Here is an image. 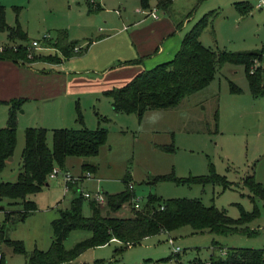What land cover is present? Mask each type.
Returning <instances> with one entry per match:
<instances>
[{"label":"rangeland","instance_id":"1","mask_svg":"<svg viewBox=\"0 0 264 264\" xmlns=\"http://www.w3.org/2000/svg\"><path fill=\"white\" fill-rule=\"evenodd\" d=\"M233 1L200 0L196 3V0H172L168 13L175 23L190 17L177 26V32L183 37L201 15L213 9L210 22L200 34L204 44L214 49L230 51L259 48L264 44V8H256L255 0H249L252 6L248 12L241 13L235 8ZM151 3H155L154 0ZM0 4L4 9L5 21L11 26L21 27L27 33V41H22L18 38L9 39L6 31L0 30V45L4 49L13 50L20 43L16 41L23 42L27 58L19 57L20 62L40 59L33 58L38 54L55 53L51 42L57 32L64 29L69 39H77L81 44L85 45L88 38L93 39L82 53L63 57L62 60L67 69H77L81 74L88 75L101 74L105 65H113L117 61L118 55L125 57L135 54L136 47L133 43H140V38L130 37L129 31L140 27L139 36L144 37L149 31L146 22L151 19L148 17L144 23L129 24L137 20L140 14L145 15L140 12L142 7H139V0H0ZM155 12L160 18L165 16L161 7H156ZM125 24H129L127 29L124 28ZM132 25L134 26L131 27ZM44 33L48 35L47 44L41 42L40 47L30 45L32 39H42ZM78 46L81 47L80 44ZM43 47L47 48V52L40 51ZM260 63L264 66V55ZM229 80L250 94V103L241 102L249 108L245 115L236 120L234 126L231 120L228 126H219L218 132H208L205 124L208 122L211 128L214 126L212 114L218 102L217 97L223 91L231 92ZM247 84L243 65L227 62L217 67L206 87L184 97L175 106L147 109L141 118L134 112L113 111L109 97L103 90H80L60 102H23L17 110V135L12 159L6 160L0 170V182L17 178L27 126L42 125L48 129L77 127L79 123L76 116L79 109L84 124L89 127L91 120L93 127L89 128H95L97 124L94 111L97 109L109 117L99 124L108 129L106 141L100 146L97 155H70L66 159V168L73 174L80 170L81 161L96 165L95 176L79 184L82 189H100L110 193L120 191L125 188L123 177L128 174L129 183L134 185L135 196L140 199V206L149 194L164 199L197 197L204 204H214L233 217L239 215L240 207L252 210L256 205L258 214L242 224L255 229L253 233L194 231L189 225H183L172 230L171 234L174 236V244L180 247V258L186 264H197L195 260L198 258L206 260L210 251H213V247L210 250L213 243L225 248H261L264 246V200L256 197L252 201L247 187L240 185L239 175L251 164L256 180L264 182V95L252 97ZM235 93L240 98L245 94ZM222 104L225 105L223 100ZM157 112L162 114V118L153 124L151 120ZM4 113L7 115V110ZM1 114L0 111V116ZM141 127L144 130L138 131ZM171 142L173 150L160 146ZM47 143L51 146L50 131ZM209 162L213 163L216 171L235 181L236 185L222 188L219 183L211 182L149 181L154 174L170 170L179 177L205 174ZM72 194L70 189L65 190L61 175L48 176L47 184L31 195L36 204L35 211L22 221L6 223V237L21 239L26 252L34 247L47 249L52 240L51 218L58 214L59 208L69 205ZM8 202L9 198L0 197V223L4 219V210L11 208ZM82 213L90 214L87 198L83 199ZM112 214L129 216L131 208L124 203ZM87 232L89 231L86 229H72L63 241L64 246H72ZM168 236L163 233L158 236L154 234L126 247L117 240H111L103 245L88 247L74 259L60 264H155L157 260L173 252ZM118 246L123 248L115 253L114 249ZM0 252L4 255L5 264H25V252H14L4 242L0 243ZM161 264H176L175 257L165 258Z\"/></svg>","mask_w":264,"mask_h":264},{"label":"trees","instance_id":"2","mask_svg":"<svg viewBox=\"0 0 264 264\" xmlns=\"http://www.w3.org/2000/svg\"><path fill=\"white\" fill-rule=\"evenodd\" d=\"M172 0H156V7L168 11ZM200 0H196L198 3ZM140 7L150 8V0H139ZM233 5L241 13L248 12L250 4L246 0H236ZM191 12V11H190ZM214 10L211 9L201 15L183 35L179 48L167 60L156 63L149 68L136 72L127 82L119 86H112L103 90L117 112H134L139 118L147 109L172 107L177 105L184 97L206 87L212 80L218 66L224 63L243 65L247 78L248 89L252 96L264 95V66L260 63L264 55V44L259 48L244 50L214 49L200 40V34L210 22ZM190 15V13L188 14ZM0 30H5L9 39L27 41V33L21 27L9 25L5 21L4 9L0 4ZM211 32L213 33L212 29ZM93 39L89 38L85 45L75 50L80 44L77 39H69L64 29L57 32L52 44L58 53L38 54L33 58L59 61L63 57L82 53ZM20 41L15 49L0 51V59L18 58L26 59V48ZM48 43V39L42 41ZM142 57L134 58L132 62H140ZM231 92H240L241 87L233 81H228ZM25 97H13L3 100L8 106L6 124L0 126V170L12 155L17 135V110L25 101ZM1 101V100H0ZM98 125L89 128L84 124L80 110L77 111L78 127L27 126L24 130V145L21 152V167L15 180H2L0 182V197L9 198L10 203L20 201L21 207L5 209L4 219L0 223V243L9 245L14 252H25V264H60L70 261L91 246L103 245L111 239L124 244L141 241L144 237L159 233L171 232L183 225H189L194 231H212L215 233H253L245 224L258 214L254 205L252 210L240 207L237 217L230 216L222 208L214 204L206 205L197 197H169L161 198L149 194L146 201L139 207L134 206L135 192L129 187V175L123 177L125 188L116 192H104L105 202L100 203L93 198H87L90 214L82 213V202L86 199L77 191V183H70L73 192L69 205L59 208L58 214L51 219L52 240L47 249L34 247L25 250L21 239L6 237V223L22 221L29 213L36 209L33 199L27 196L42 188L46 183L48 173L54 165L66 168V158L70 155L94 156L100 146L106 141L108 129L100 126L101 121L109 119L95 110ZM213 128L206 122L208 132L219 131L218 104L214 108ZM48 131L51 132V146L47 143ZM163 149L173 150L174 145L161 144ZM81 171H95L96 165L89 161H82ZM173 180L181 183L198 182L201 184L211 182L219 183L222 188L232 187L236 182L230 180L225 174L215 170L213 163L209 162L208 171L200 175L179 177L173 170L154 174L150 182ZM240 185L249 190L252 201L255 198L264 200V182L257 181L253 173L245 174L240 179ZM127 203L131 208V215L116 216L112 212ZM72 229H86L90 234L77 240L72 246L65 247L63 241ZM213 251L206 260L196 259L197 264H264V246L257 247H222L213 243ZM123 246L114 249L115 253ZM225 249V253H222ZM175 257L176 264H186L177 252H171L162 257L155 264H161L165 258ZM6 260L0 252V264Z\"/></svg>","mask_w":264,"mask_h":264},{"label":"crops","instance_id":"3","mask_svg":"<svg viewBox=\"0 0 264 264\" xmlns=\"http://www.w3.org/2000/svg\"><path fill=\"white\" fill-rule=\"evenodd\" d=\"M246 1L250 4L251 7L252 5L250 1L249 0ZM260 1L261 0L254 1V6L256 8H264V5L259 4ZM154 2L155 3L152 4L150 0V7L152 6L156 7V0H154ZM139 7H140V2H139ZM164 13L165 16H163L162 18H160L158 15L156 17H152L149 15L145 16L146 14L145 15L140 14L137 20L130 22L129 24L144 23L148 17L151 18L149 21L146 22L147 23L146 26L147 28H149V31L147 34L144 35V37L139 36V34L141 33L140 27L131 28V30L129 31L130 37L133 38L134 36H136L137 39L140 38V43H135V42L133 43L136 47V51H135L136 53L133 55H125V57H121L122 55H118L116 59L117 61H115L113 65L112 64L105 65L106 67L102 69L101 74H94V75L81 74L79 70L76 71L77 69L73 71L67 69L64 66L65 65L64 62H62L63 58H61L59 61L36 59L25 63L20 61H14L12 59L1 58L0 59V100H1L0 111L2 112V114L0 116V126H4L6 124L7 115L6 113H4V111L6 112L8 108L7 104L3 102V100H7L13 97H25L26 99L24 103H31V101H35L38 104L47 103V102H60L61 99L68 97L69 95L75 92H80V90L100 92L112 86L122 85L125 82H127L136 72L142 70L143 68H149L158 62L170 59L174 55L176 50L179 48L182 39L181 33L177 32V28H178L177 26L183 24L186 20L188 21L190 17L186 18L182 22L175 23L174 19H172L171 16L169 15L168 11L164 10ZM129 24L127 25L129 26ZM187 24L188 22L186 23V25ZM133 26L134 25H132L131 27ZM200 40L202 41L201 37ZM16 42L19 43L20 41H16ZM80 45L83 46L84 44L80 43ZM45 50H47V48L43 47V49H41L40 51L47 52ZM55 53H58V51L56 50ZM138 57H142V60L140 62L129 61ZM241 92L245 93L243 96H241V98L238 95V93L229 92L228 90L226 92L223 91L221 93L222 96L219 95L217 97L218 112H219L218 123L220 127H222L224 124L225 126H228L229 124L228 122L231 120L233 122L232 125L234 126L237 123L236 120L239 117L245 115V111H247L249 106L244 105L241 102L250 103L251 102L250 94H248L245 89H242ZM222 100L225 102V105L222 104ZM109 101L111 104L110 98ZM21 110L22 112L24 111L23 109ZM112 110L115 111L113 108ZM97 111L99 112V110ZM96 124L98 125L97 118H96ZM88 126L93 127V123L91 120L89 121ZM10 159H12V156ZM10 159L7 158V160ZM81 163L82 161L80 162V165ZM247 166L249 167L246 168L243 174L239 175L240 177H242L245 174L252 173L251 171L252 165L250 164ZM80 171L81 169L76 173H79ZM94 174L95 171H93V177L95 176ZM46 184L47 181L44 185ZM33 194L34 193H31L27 197L33 199L31 197V195ZM10 206L11 209H17L21 207V203L20 201H16L13 204L10 203ZM1 208L4 207L1 206ZM161 233L172 235L171 232H165V231H160L155 235L158 236ZM89 234L90 231L87 232L84 237L88 236ZM111 240H116V239L113 238ZM211 247L213 246L212 245L210 246V250Z\"/></svg>","mask_w":264,"mask_h":264},{"label":"built area","instance_id":"4","mask_svg":"<svg viewBox=\"0 0 264 264\" xmlns=\"http://www.w3.org/2000/svg\"><path fill=\"white\" fill-rule=\"evenodd\" d=\"M259 4L264 5V0H261L259 2ZM156 7H150V8H140V12L144 13L146 15H150L152 17H156L157 14L155 12ZM128 25H124V28H127ZM42 39L38 38V39H32L30 42V45L33 47H40L41 46V42L43 40H46L48 38V35L46 33H44L41 36ZM75 50H77L79 48L78 45H76ZM4 46L0 45V50H3ZM57 175H61L63 177L64 180V188L65 190H69L70 189V183L72 182H76L77 183V191L80 192L84 197L86 198H93L94 200L100 202V203H104L105 202V194L102 190L100 189H96L94 191L91 190H87V189H82L79 184L87 178H91L93 177V172L91 170H84V171H80L77 174H73L69 171V169H63L61 167H59L58 165H54L51 169V171L48 173V176L50 177H55ZM129 187H133L132 183H129ZM134 206L135 207H139L140 206V199H138L137 197L134 198ZM167 240L172 244V249L173 252H177L180 250V247L178 245L174 244V236L170 235L168 236ZM222 253H225V249H222L221 251Z\"/></svg>","mask_w":264,"mask_h":264},{"label":"clouds","instance_id":"5","mask_svg":"<svg viewBox=\"0 0 264 264\" xmlns=\"http://www.w3.org/2000/svg\"><path fill=\"white\" fill-rule=\"evenodd\" d=\"M162 118V114L161 113H154L153 114V117H152V120H151V123L155 124L158 122L159 119ZM143 127L139 128L138 131H143Z\"/></svg>","mask_w":264,"mask_h":264},{"label":"water","instance_id":"6","mask_svg":"<svg viewBox=\"0 0 264 264\" xmlns=\"http://www.w3.org/2000/svg\"><path fill=\"white\" fill-rule=\"evenodd\" d=\"M9 159L11 158V156L8 157Z\"/></svg>","mask_w":264,"mask_h":264}]
</instances>
